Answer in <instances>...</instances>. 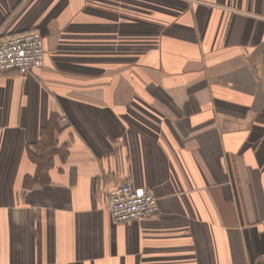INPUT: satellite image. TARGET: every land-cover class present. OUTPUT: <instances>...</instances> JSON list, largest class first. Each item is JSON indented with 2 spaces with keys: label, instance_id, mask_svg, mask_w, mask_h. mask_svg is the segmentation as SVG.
Returning <instances> with one entry per match:
<instances>
[{
  "label": "crops",
  "instance_id": "crops-1",
  "mask_svg": "<svg viewBox=\"0 0 264 264\" xmlns=\"http://www.w3.org/2000/svg\"><path fill=\"white\" fill-rule=\"evenodd\" d=\"M26 30L45 53L0 73V264H264V0H0V35ZM51 115L65 150L35 182ZM123 181L158 211L114 222Z\"/></svg>",
  "mask_w": 264,
  "mask_h": 264
},
{
  "label": "built area",
  "instance_id": "built-area-1",
  "mask_svg": "<svg viewBox=\"0 0 264 264\" xmlns=\"http://www.w3.org/2000/svg\"><path fill=\"white\" fill-rule=\"evenodd\" d=\"M44 53L43 36L37 30L0 36V73L17 70L27 74L43 64ZM59 121H64V117ZM107 208L112 220L118 223L146 219L158 211L150 189L134 188L126 181L107 190Z\"/></svg>",
  "mask_w": 264,
  "mask_h": 264
},
{
  "label": "trees",
  "instance_id": "trees-1",
  "mask_svg": "<svg viewBox=\"0 0 264 264\" xmlns=\"http://www.w3.org/2000/svg\"><path fill=\"white\" fill-rule=\"evenodd\" d=\"M60 118L61 117H59V119ZM54 121L55 116L51 115L44 128L40 129L39 139L33 146L34 150L29 151V157L36 166V175L33 179L35 182H40L44 175L46 176L49 170L54 166V156L57 154L60 155L62 150H65L62 144L57 145V140L55 138L51 139L50 136H47V132L55 128L53 127ZM58 130L60 129L58 128ZM28 185L29 179L25 177L23 179V187L26 188Z\"/></svg>",
  "mask_w": 264,
  "mask_h": 264
}]
</instances>
